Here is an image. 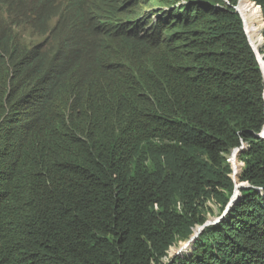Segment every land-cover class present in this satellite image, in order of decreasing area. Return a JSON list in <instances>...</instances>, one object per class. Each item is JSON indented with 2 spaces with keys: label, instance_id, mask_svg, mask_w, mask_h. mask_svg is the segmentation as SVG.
<instances>
[{
  "label": "trees",
  "instance_id": "16d2710c",
  "mask_svg": "<svg viewBox=\"0 0 264 264\" xmlns=\"http://www.w3.org/2000/svg\"><path fill=\"white\" fill-rule=\"evenodd\" d=\"M154 1L64 0L53 53L0 42V264H264V75L238 0L136 15ZM210 201L220 221L171 255Z\"/></svg>",
  "mask_w": 264,
  "mask_h": 264
},
{
  "label": "rangeland",
  "instance_id": "374dc122",
  "mask_svg": "<svg viewBox=\"0 0 264 264\" xmlns=\"http://www.w3.org/2000/svg\"><path fill=\"white\" fill-rule=\"evenodd\" d=\"M50 1L51 3L49 7L44 9L45 11L38 15H33V14L28 15L26 14V11H22L20 13L15 12L14 7L12 9L13 13L6 12L5 14V12H3L2 8L0 7V42L1 44H3L5 39L9 36V39L12 40L11 43L16 45L15 50L16 49H21V50L26 49L28 51H31L36 47H41L43 51L46 53L55 52L58 48L59 40L63 37L64 34H66L64 20L62 18V9H63L64 0H50ZM89 1H90V5L93 3H95V5L97 6L101 5V0H89ZM242 1L243 0H241V2ZM246 2L247 4L250 5V7H252L250 0H246ZM163 4L164 2L162 0H155L149 6H144L143 4H140L137 7V9H134V8L132 9L136 11L137 13L136 15L138 16V15H142L144 11H149ZM128 13L129 12H125L117 16H111L110 18H103L104 19L103 21L107 20V21L121 23V22L130 20L133 17H135V16L130 17ZM254 24L259 34V39L264 42L263 35H262L263 29H264V22L262 21V18L259 17ZM16 25H20V26H16ZM233 154L232 156L231 154L227 156V159L232 163L231 164L229 162L232 170H233V164L235 162L233 159ZM235 160H237V168H238V171H240L242 164L239 165L238 158ZM232 178L234 179L233 174H232ZM235 180L236 182L238 181V176L235 178ZM207 205L210 208L209 210L210 214L208 215V221L214 223L215 220L220 219L219 218L220 217L219 205L214 201L208 202ZM203 229L201 230V232L203 231ZM201 232L199 234H201ZM192 243H190V245ZM186 244L187 242L181 243L177 247H173L170 250V254L174 255V254H177L179 251L188 249L190 246L186 247Z\"/></svg>",
  "mask_w": 264,
  "mask_h": 264
},
{
  "label": "bare ground",
  "instance_id": "6f19581e",
  "mask_svg": "<svg viewBox=\"0 0 264 264\" xmlns=\"http://www.w3.org/2000/svg\"><path fill=\"white\" fill-rule=\"evenodd\" d=\"M252 6V5H251ZM252 8V9H251ZM239 11L242 15V18L245 22V29L248 35V38L250 40V43L254 49V51L258 55V59L260 62V66L264 75V42L259 39V34L257 32L255 22L260 17V9L255 7H250L249 4H247L246 0H243L240 4ZM264 77V76H263ZM264 133V128H263ZM237 154H233L234 164L233 167L235 170L238 171L237 168ZM233 161V160H232Z\"/></svg>",
  "mask_w": 264,
  "mask_h": 264
},
{
  "label": "clouds",
  "instance_id": "9594fccd",
  "mask_svg": "<svg viewBox=\"0 0 264 264\" xmlns=\"http://www.w3.org/2000/svg\"><path fill=\"white\" fill-rule=\"evenodd\" d=\"M250 1H251L252 6H254L255 8H259V9L261 10V12H262V9H261L260 6L256 5V3H254L252 0H250ZM240 2H241V0H238V5L235 7V11L239 14V16H240L241 19H242L243 26H244V31H245V34H246V36H247V39H248L249 45H250V47L252 48V50L254 51V49H253V47H252V45H251V43H250V40H249V38H248V35H247V32H246V29H245V22H244V20H243V18H242V15H241V13H240V11H239V9H238V7H239V5H240ZM262 20H263V22H264L263 14H262ZM263 31H264V29H263ZM262 35H263V32H262ZM263 39H264V37H263ZM254 53H255V55L257 54L255 51H254ZM257 56H258V55H256V57H257ZM257 60H258V63H259V65H260V62H259L258 57H257ZM260 69H261V66H260ZM261 72H262V70H261ZM262 74H263V73H262ZM262 132H263V131H262ZM261 134H262V133H261ZM244 148H245V145L242 146L241 148L235 149V150H233V151L231 152V156H232V154H233L234 152H235V154H237L239 165L242 164L240 171L235 170L234 167H233V170H232V174L234 175V179L232 178V175H231V178H232L233 182L235 183V188H236V186H239L240 184L247 186L246 184H244V183H238V181L236 182V180H235V178H236L237 176L239 177V175H240L239 173H242V170H243V168H244V164H243L242 162H240V160H239L240 153H241V151H242ZM229 164H230V163H229ZM230 166H231V165H230ZM231 169H232V168H231ZM233 171H234V172H233ZM238 174H239V175H238ZM234 194H235V190H234ZM234 194H233V195H234ZM231 199H232V198H231ZM217 221H220V219H219V220H215L214 223H217ZM208 222H209V221H208ZM212 224H213V222H212ZM199 228H200V227H199ZM195 234H196V233H195Z\"/></svg>",
  "mask_w": 264,
  "mask_h": 264
},
{
  "label": "water",
  "instance_id": "95a60500",
  "mask_svg": "<svg viewBox=\"0 0 264 264\" xmlns=\"http://www.w3.org/2000/svg\"><path fill=\"white\" fill-rule=\"evenodd\" d=\"M256 55H257V54H256ZM257 57H258V56H257ZM257 138H262V139H264V133L262 132V134L257 135ZM245 187H246V186H245V185H242V184H240L239 186H236V188H235V194H234V196L232 197V199H231V201H230V203H229V205H228V207H227V211L230 209V207H231V206L234 204V202L236 201L238 195L240 194L241 189H242V188H245ZM225 214H226V212H225ZM217 222H219V221H217ZM211 224H212V222H207L203 227H200V228H201V230H202L204 227L209 226V225H211ZM201 230H200L198 233H196V234L191 238V240H190L189 242H187L186 247L189 246L190 243H192V242H194V241L196 240V238L199 236V233L201 232ZM179 252H181V251H179ZM179 252H178V253H179Z\"/></svg>",
  "mask_w": 264,
  "mask_h": 264
}]
</instances>
